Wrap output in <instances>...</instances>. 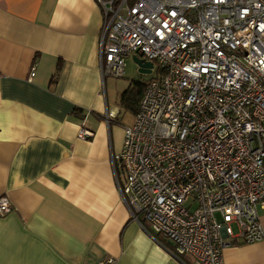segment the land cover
I'll return each instance as SVG.
<instances>
[{
	"label": "built area",
	"instance_id": "2783aa9c",
	"mask_svg": "<svg viewBox=\"0 0 264 264\" xmlns=\"http://www.w3.org/2000/svg\"><path fill=\"white\" fill-rule=\"evenodd\" d=\"M96 1L103 78L133 55L158 69L112 155L131 218L194 264L264 240V0ZM93 136L84 120L78 137ZM13 210L0 197V218Z\"/></svg>",
	"mask_w": 264,
	"mask_h": 264
},
{
	"label": "crops",
	"instance_id": "0c3cea01",
	"mask_svg": "<svg viewBox=\"0 0 264 264\" xmlns=\"http://www.w3.org/2000/svg\"><path fill=\"white\" fill-rule=\"evenodd\" d=\"M103 21L96 0H0V197L14 207L0 218V264H194L132 219L119 192L125 128L114 123L138 80L109 93ZM84 120L90 139L78 137ZM223 264H264V240L240 239Z\"/></svg>",
	"mask_w": 264,
	"mask_h": 264
},
{
	"label": "rangeland",
	"instance_id": "374dc122",
	"mask_svg": "<svg viewBox=\"0 0 264 264\" xmlns=\"http://www.w3.org/2000/svg\"><path fill=\"white\" fill-rule=\"evenodd\" d=\"M158 74V69H157V63L155 64V69L152 71V73L149 74H142L139 72L138 70V66L136 65V63L133 61L132 57H129L126 61V66H125V73L122 76H108V80H107V85L109 88V93H111V85H113V82L118 84L119 86L123 83H125V81H127L128 78H132L135 80L140 81L143 84H148L150 83L154 78L157 77ZM114 92V91H113ZM109 99H111V94H109ZM123 107V106H122ZM120 116H119V122L118 123H114V125H118L119 124V128H126L127 126H129L134 118H135V113L131 112L130 110L126 109V108H122L120 110ZM115 127V126H114ZM115 128H113L114 130ZM115 129L113 134L114 137L116 139L121 140V130H117ZM115 139V140H116ZM261 215H264V210L260 211ZM234 231L237 232L238 228L236 225H234ZM185 258H187V260H189L190 263H193V259L189 256H185Z\"/></svg>",
	"mask_w": 264,
	"mask_h": 264
},
{
	"label": "trees",
	"instance_id": "16d2710c",
	"mask_svg": "<svg viewBox=\"0 0 264 264\" xmlns=\"http://www.w3.org/2000/svg\"><path fill=\"white\" fill-rule=\"evenodd\" d=\"M146 86L147 84H143L140 81L134 82L133 86L123 93L121 105L136 114Z\"/></svg>",
	"mask_w": 264,
	"mask_h": 264
},
{
	"label": "water",
	"instance_id": "95a60500",
	"mask_svg": "<svg viewBox=\"0 0 264 264\" xmlns=\"http://www.w3.org/2000/svg\"><path fill=\"white\" fill-rule=\"evenodd\" d=\"M133 61L138 66V70L142 74H149L152 73L154 68V63L151 61H147L145 58L141 57L140 55H133Z\"/></svg>",
	"mask_w": 264,
	"mask_h": 264
}]
</instances>
